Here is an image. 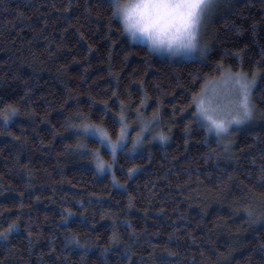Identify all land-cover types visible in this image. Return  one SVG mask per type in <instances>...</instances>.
Here are the masks:
<instances>
[{
  "label": "trees",
  "instance_id": "trees-1",
  "mask_svg": "<svg viewBox=\"0 0 264 264\" xmlns=\"http://www.w3.org/2000/svg\"><path fill=\"white\" fill-rule=\"evenodd\" d=\"M209 35L205 58L171 59L134 42L112 0H0V109L18 108L0 116V264H264V0L222 4ZM253 70L257 110L226 152L193 94ZM121 101L113 159L75 125L115 140L103 111Z\"/></svg>",
  "mask_w": 264,
  "mask_h": 264
},
{
  "label": "snow or ice",
  "instance_id": "snow-or-ice-1",
  "mask_svg": "<svg viewBox=\"0 0 264 264\" xmlns=\"http://www.w3.org/2000/svg\"><path fill=\"white\" fill-rule=\"evenodd\" d=\"M218 7V0H112V14L119 16L126 31L133 37L139 33L147 37L150 45L154 48L167 47L169 51L193 53L199 50L204 55L206 45L201 47L199 36L204 20L211 15ZM228 78L234 82L235 96L225 109L213 108L201 94H193V103L197 108V117L203 118L205 127L209 132H215L217 136L227 134L233 125H241L251 121L257 110L253 100V90L256 83L257 70H253L251 77L247 73L229 71ZM145 100H141L143 105ZM120 112L109 116L105 110L103 115L108 117L113 126V133L116 139L113 140L108 129L103 123H95L90 119L81 117L82 123L75 125L77 129H82L84 134L91 139L98 141L107 147L115 158L116 151L122 146L128 133V126L125 123L126 113L124 102H120ZM107 104H105V109ZM6 109V110H5ZM18 108L13 105H5L0 109V116L5 123L15 115ZM181 111H183L181 109ZM139 115V113H137ZM156 116H153L155 120ZM148 123H151L149 121ZM119 125L116 131L115 126ZM146 126V125H145ZM144 128H141L140 136L133 140V149L140 142ZM161 140L167 137L164 134H157ZM97 157L99 150H95ZM106 162L97 160V168L104 169ZM129 173L132 169L128 170ZM264 179V170H262ZM251 217L253 210L245 209ZM15 227V222L8 225V231ZM6 235V233H5ZM115 239V237H113ZM68 242L79 243L73 236L68 238Z\"/></svg>",
  "mask_w": 264,
  "mask_h": 264
},
{
  "label": "rangeland",
  "instance_id": "rangeland-1",
  "mask_svg": "<svg viewBox=\"0 0 264 264\" xmlns=\"http://www.w3.org/2000/svg\"><path fill=\"white\" fill-rule=\"evenodd\" d=\"M229 1H231V0H218L217 9L222 4L229 2ZM217 9L204 20V22L201 26V31H200V36H199V44L201 47H203L205 45L207 46L205 48L204 55H201L199 50L190 54L187 52H175V53H173V52L169 51L167 47L154 48L150 45V41L147 39V37H143L139 33H137L136 37H133L130 32H128V31H126V32L129 34V36L131 37V39L134 42L148 45L152 50H154L160 56H165V57H169L171 59H178V60L179 59H202V58L206 57V55L208 54L209 49H210L209 48V36H210L209 35V27H210V24H211L213 17L216 14ZM228 72L229 71H223V73L221 74L220 77L209 80L206 83L205 87L201 91V93L203 92V94H204L205 100L213 108L225 109L228 107L229 102L234 99V96H235L234 82L228 78V75H227ZM200 119H201L202 123L205 125V121L203 120V118H200ZM246 123H244V124H246ZM142 124L147 126V124H149V123L147 122V120L145 121L143 119ZM151 124H153V122H151L149 125H151ZM244 124L233 125L230 127V130L227 134H222L220 136H217L215 134V132H210V133L216 139H219L224 144L223 148L227 152L231 147L233 132L236 129L243 126ZM145 130L146 129L144 128V131ZM129 132H130V128L128 127L127 136L125 137L121 147H123L125 145V143L128 141ZM121 147H119V148H121Z\"/></svg>",
  "mask_w": 264,
  "mask_h": 264
}]
</instances>
